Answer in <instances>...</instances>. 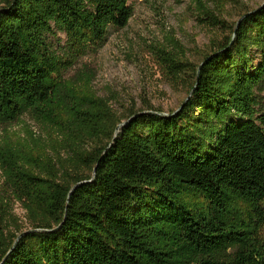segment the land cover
I'll list each match as a JSON object with an SVG mask.
<instances>
[{
    "label": "trees",
    "instance_id": "16d2710c",
    "mask_svg": "<svg viewBox=\"0 0 264 264\" xmlns=\"http://www.w3.org/2000/svg\"><path fill=\"white\" fill-rule=\"evenodd\" d=\"M130 1L0 0V126L54 133L0 142V264H264V5L196 67L159 50L190 97L121 119L63 77L128 25Z\"/></svg>",
    "mask_w": 264,
    "mask_h": 264
},
{
    "label": "rangeland",
    "instance_id": "374dc122",
    "mask_svg": "<svg viewBox=\"0 0 264 264\" xmlns=\"http://www.w3.org/2000/svg\"><path fill=\"white\" fill-rule=\"evenodd\" d=\"M216 6L227 27L211 29L198 21L197 0H131L132 17L121 30L111 31L96 51L80 58L65 74L64 80L77 88L90 80L96 97L108 102L121 119L132 112L155 109L167 115L179 110L188 97L189 78L174 79L161 61L159 50L177 46L183 62L200 65L214 46L232 34L246 12L264 5V0H202ZM62 42L64 41L61 36ZM254 64L259 60L251 52ZM183 77V76H182ZM264 106V95H262ZM30 131L36 140L54 135L40 122L24 116L13 124L0 126V142L11 134L25 136ZM13 214L24 231L29 230L26 213L13 204Z\"/></svg>",
    "mask_w": 264,
    "mask_h": 264
},
{
    "label": "water",
    "instance_id": "95a60500",
    "mask_svg": "<svg viewBox=\"0 0 264 264\" xmlns=\"http://www.w3.org/2000/svg\"><path fill=\"white\" fill-rule=\"evenodd\" d=\"M240 21H241V20H240ZM240 21H239V22H240ZM239 22H238V23H239ZM199 69H200V68H199ZM191 93H192V92H191ZM189 97H190V95H189ZM189 97H188V98H189ZM188 98H187V99H188ZM160 115H161V116H167V115H165V114H160ZM53 231H55V230H53ZM53 231H51V232H53ZM24 234H25V233H23L22 235H24ZM19 238H20V236H19ZM19 238H18V239H19Z\"/></svg>",
    "mask_w": 264,
    "mask_h": 264
}]
</instances>
